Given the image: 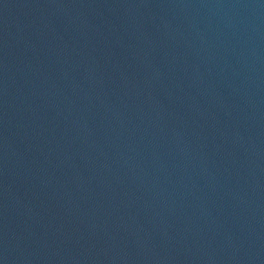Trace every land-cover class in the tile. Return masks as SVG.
<instances>
[{
  "label": "water",
  "instance_id": "obj_1",
  "mask_svg": "<svg viewBox=\"0 0 264 264\" xmlns=\"http://www.w3.org/2000/svg\"><path fill=\"white\" fill-rule=\"evenodd\" d=\"M0 264H264V0H0Z\"/></svg>",
  "mask_w": 264,
  "mask_h": 264
}]
</instances>
